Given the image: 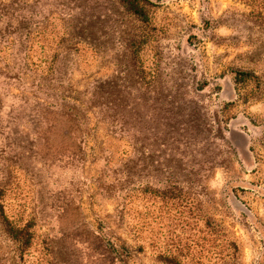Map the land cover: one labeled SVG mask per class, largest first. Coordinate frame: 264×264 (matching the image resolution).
Here are the masks:
<instances>
[{"label": "rangeland", "instance_id": "obj_1", "mask_svg": "<svg viewBox=\"0 0 264 264\" xmlns=\"http://www.w3.org/2000/svg\"><path fill=\"white\" fill-rule=\"evenodd\" d=\"M140 2L0 0V264H264V0Z\"/></svg>", "mask_w": 264, "mask_h": 264}, {"label": "trees", "instance_id": "obj_2", "mask_svg": "<svg viewBox=\"0 0 264 264\" xmlns=\"http://www.w3.org/2000/svg\"><path fill=\"white\" fill-rule=\"evenodd\" d=\"M123 2L134 15L141 18L144 16V9L143 6L141 5L140 0H123ZM244 75L247 74L238 73V76H244ZM4 222L6 224L9 234L17 241H20L23 246H27L30 241V235L29 232H27V228H14L6 218H4ZM163 259L168 264H178L177 258L175 257H163Z\"/></svg>", "mask_w": 264, "mask_h": 264}]
</instances>
